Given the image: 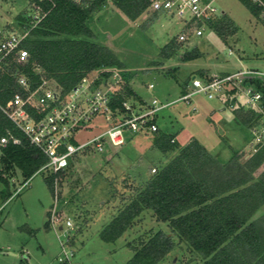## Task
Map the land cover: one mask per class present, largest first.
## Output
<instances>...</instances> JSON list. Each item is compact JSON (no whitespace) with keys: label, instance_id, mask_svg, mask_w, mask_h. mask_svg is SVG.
Instances as JSON below:
<instances>
[{"label":"rangeland","instance_id":"obj_1","mask_svg":"<svg viewBox=\"0 0 264 264\" xmlns=\"http://www.w3.org/2000/svg\"><path fill=\"white\" fill-rule=\"evenodd\" d=\"M31 2L0 0V40L18 30L17 17L30 14ZM215 4L236 27L226 41L211 29H205L202 36L190 34L184 22L165 12H150L131 21L111 3L95 14L90 26L94 40L109 45L122 63L116 69L122 75V83L112 80L109 85L120 89L127 80L137 98L142 99L136 104L145 105L155 98L168 104L158 113L159 127L175 134L180 144L197 138L222 162H227L234 150L240 151L245 161L252 133L233 114L240 109L243 114L249 112L241 105L243 94H226L221 100L199 95L193 97L191 104L180 100L187 86L192 88L189 81L195 75L205 78L248 69L264 71V24L240 0H216ZM184 31L189 33L188 40L180 42L177 37ZM167 45L173 48H166ZM196 47L201 56L184 60L183 56ZM103 70H94L90 75H101ZM245 83L253 89L262 84L256 78L246 79ZM227 99H235V106L228 107ZM92 134L85 130L79 138L87 139ZM127 134L126 144L113 147L108 154L88 150L78 156L57 184L59 218L63 224L54 227L51 223L49 228L45 224L55 203L46 182L49 172L39 168L31 176L25 175L4 158L0 149V264L128 262L134 250L126 240L135 236L128 232L116 242H107L99 232L133 188L166 164L177 149L162 153L154 145L153 133ZM66 220H71L72 226L67 227ZM144 220H150L149 216ZM148 224L168 230L163 222ZM162 264L201 261L194 253L174 250Z\"/></svg>","mask_w":264,"mask_h":264},{"label":"trees","instance_id":"obj_2","mask_svg":"<svg viewBox=\"0 0 264 264\" xmlns=\"http://www.w3.org/2000/svg\"><path fill=\"white\" fill-rule=\"evenodd\" d=\"M240 1L264 24V6L253 0ZM109 3L131 21L151 12V0H32L30 14L18 15L19 28L12 31L30 29L22 43L29 51V59L18 63L15 56H10L8 64L1 68L0 104L5 105L14 95L20 75L32 81L33 87L45 76L62 92H68L94 70L121 67L112 48L94 40L90 26L95 14ZM209 29L225 41L236 31L224 11L209 22ZM200 53L196 47L183 59L197 58ZM109 75L104 73L105 77ZM258 88L264 92V83ZM124 100L133 104L142 101L127 80L116 90L112 107L122 106ZM234 115L249 129L256 123L254 110L246 114L242 109L234 110ZM8 129L21 137L22 143L10 142L0 148L3 156L31 176L47 158L0 109V137ZM152 133L154 145L162 153L175 149L177 153L133 188L99 236L107 242H116L128 232L135 236L126 240L134 250L126 264H162L174 250L194 253L201 264H264V145L245 161L240 151L234 150L231 158L222 162L197 138L180 144L175 134L160 127ZM55 177L56 174L46 177L53 194ZM146 216L150 220H144ZM152 218L165 223L168 230L150 226ZM45 225L49 228L50 220Z\"/></svg>","mask_w":264,"mask_h":264},{"label":"built area","instance_id":"obj_3","mask_svg":"<svg viewBox=\"0 0 264 264\" xmlns=\"http://www.w3.org/2000/svg\"><path fill=\"white\" fill-rule=\"evenodd\" d=\"M215 1L151 0L150 11L175 16L186 24L190 34L202 36L205 29H209V22L223 13ZM253 1L264 6V0ZM37 17L38 15H35V18ZM39 20L38 18L34 24ZM29 32V28L12 32L0 40V70L8 64L10 56H15L18 63L28 61L30 54L22 43ZM188 32H181L178 40L187 41ZM103 71L101 75L85 76L68 92H62L53 80L45 76H42L41 82L33 87L32 81L20 75L17 78L18 89L14 95L5 105L0 104V109L14 124L15 129L22 132L30 144L36 146L46 156L47 161L40 169H46L49 174H56L55 203L49 216L54 227L63 224L60 223L57 204L58 181L77 162L78 156L88 150L108 154L113 147L126 144L128 131L140 135L157 131L158 113L168 105L160 103L155 98L145 105L124 100L122 106L113 108L114 94L118 89L115 88L116 85L108 83L112 80L115 83L120 81L122 83V75L116 69ZM106 72L110 73L107 77L104 76ZM249 78H258L264 83V71L248 69L205 78L195 75L189 81L192 88L189 90L188 85L186 93L180 100L191 104L193 97L199 95L221 100L220 97L226 94H243L242 107L256 112V123L250 128L252 140L248 149L251 156L264 145V92L259 88L249 87L245 83ZM153 87L151 84L150 88ZM232 100L227 99L225 102L227 104L230 101L228 107L235 106V101ZM85 130L93 134L82 140L79 135ZM10 142L21 144L22 139L8 129L7 134L0 137V147H5ZM66 225L72 226L71 220H66Z\"/></svg>","mask_w":264,"mask_h":264},{"label":"water","instance_id":"obj_4","mask_svg":"<svg viewBox=\"0 0 264 264\" xmlns=\"http://www.w3.org/2000/svg\"><path fill=\"white\" fill-rule=\"evenodd\" d=\"M146 15H147V14H146ZM146 15H145V16H146ZM62 228H63V227H62V226H60V229H62Z\"/></svg>","mask_w":264,"mask_h":264},{"label":"crops","instance_id":"obj_5","mask_svg":"<svg viewBox=\"0 0 264 264\" xmlns=\"http://www.w3.org/2000/svg\"><path fill=\"white\" fill-rule=\"evenodd\" d=\"M233 114H234V112H233ZM235 116V115H234Z\"/></svg>","mask_w":264,"mask_h":264}]
</instances>
